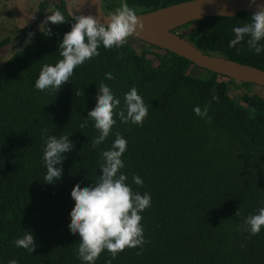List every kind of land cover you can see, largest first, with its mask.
<instances>
[{
	"label": "trees",
	"instance_id": "trees-1",
	"mask_svg": "<svg viewBox=\"0 0 264 264\" xmlns=\"http://www.w3.org/2000/svg\"><path fill=\"white\" fill-rule=\"evenodd\" d=\"M181 1L187 0L121 4L145 13ZM64 4L56 7L65 23L50 27L49 35L37 33L0 67V264H82L79 238L68 229L70 192L76 183L97 179L100 151L117 132L126 139L120 169L126 183L150 195L140 213L144 242L114 258L103 250L94 264H264V227L255 235L241 230L243 218L264 203V92H244L236 100L228 92L232 79L144 42L147 48L138 53L127 38L118 48L98 47V55L74 68L56 92L37 90L40 67L60 58L59 41L73 22ZM118 6L106 0L103 9L113 14ZM251 12L207 17L177 31L205 53L264 70V51L254 54L247 37L228 47L232 27L248 23ZM8 42L4 38L0 46ZM106 73L113 78L105 79ZM100 83L120 97L121 106V94L135 86L147 115L139 125L125 124L114 109L116 123L93 149L98 132L86 115ZM193 106H207L205 117ZM45 130L72 141L61 176L51 184L41 179ZM133 174L141 185L132 183ZM27 230L36 245L32 252L14 244Z\"/></svg>",
	"mask_w": 264,
	"mask_h": 264
},
{
	"label": "clouds",
	"instance_id": "clouds-1",
	"mask_svg": "<svg viewBox=\"0 0 264 264\" xmlns=\"http://www.w3.org/2000/svg\"><path fill=\"white\" fill-rule=\"evenodd\" d=\"M254 2L255 0H249V3ZM72 3L76 6L77 0H72ZM60 4L61 0L57 5ZM256 9L251 12L248 23L232 27L233 37L228 41L229 48L247 37L246 44L254 54L259 55L264 51V45L259 43L264 40V3H257ZM71 20L73 22L69 29L63 33L59 41L60 58L54 63L43 64L38 71L34 80V87L37 90L56 92L69 80L74 68L98 55V47L102 46L106 50L118 48L124 44L134 29L142 27L134 9L126 3H122L113 14H110L107 23L104 24L99 23L91 14H71ZM45 22L58 25L66 21L60 11L49 13L45 21L39 25L42 34L49 35L50 32L43 27ZM112 78L110 73L105 74V79ZM121 95L122 106L120 97L116 96L109 86L104 83L98 85L96 103L86 115L98 132L91 145L93 149L105 140L116 123L113 118L114 109L116 118L125 124L139 125L147 115V105L135 86ZM192 111L203 118L207 113V106L203 111L199 106H193ZM84 126L81 124L80 128L83 129ZM42 140L41 160L45 172L41 179L51 184L61 176L60 165L65 158L63 154L71 149L72 141L68 139V135H50L46 130L42 133ZM125 149L126 139L118 132L115 133L110 147L100 151L102 162L98 165L100 174L97 179L83 187L76 183L70 192L74 205L69 213L68 229L79 238L76 255L82 264L84 262L94 264L103 250L114 258L116 253L125 247L132 248L144 242L140 213L149 206L150 195L147 192L141 194L133 191L126 183L127 176L120 171L124 167L121 156ZM132 183L141 185L142 180L133 174ZM262 227L264 203L243 218L241 230L247 231L249 235H255ZM14 244L28 252H32L36 246L34 237L28 230L19 236ZM7 264H16V261L10 260ZM105 264H111V260H106Z\"/></svg>",
	"mask_w": 264,
	"mask_h": 264
},
{
	"label": "water",
	"instance_id": "water-1",
	"mask_svg": "<svg viewBox=\"0 0 264 264\" xmlns=\"http://www.w3.org/2000/svg\"><path fill=\"white\" fill-rule=\"evenodd\" d=\"M257 3L264 0H187L157 8L145 13H137L142 27L134 29L133 38L173 52L196 66L226 76L232 80L252 83L264 87V70L243 64L226 57L205 53L192 42L182 37L177 28L211 16H233L240 11H255ZM103 0H77L76 6L68 0L66 9L71 15L91 14L99 23H107L108 14Z\"/></svg>",
	"mask_w": 264,
	"mask_h": 264
},
{
	"label": "rangeland",
	"instance_id": "rangeland-1",
	"mask_svg": "<svg viewBox=\"0 0 264 264\" xmlns=\"http://www.w3.org/2000/svg\"><path fill=\"white\" fill-rule=\"evenodd\" d=\"M57 0H0V42L4 38H8L9 42L0 46V67L6 62V60L11 56V54L22 48L24 45L28 44L37 33H40V27L42 21H45L46 16L53 11H60L56 7ZM65 1L64 6L68 4V0ZM121 5L122 0H116ZM106 3V0H103ZM41 4H46L45 8L41 7ZM118 6V7H119ZM133 8V7H130ZM114 9V6H111ZM135 13H139V8H133ZM56 24L50 22H45L43 27L48 30L50 27ZM186 30H180V32H185ZM29 33L31 35L29 36ZM27 40V43L25 41ZM127 41L130 45L139 53L142 49L147 48V46L141 42L137 41L133 37L128 36ZM151 50H154L152 48ZM147 57H153L148 54ZM229 94L236 100L244 92L258 93L262 94L264 88L252 83H243L235 80L229 81Z\"/></svg>",
	"mask_w": 264,
	"mask_h": 264
},
{
	"label": "flooded vegetation",
	"instance_id": "flooded-vegetation-1",
	"mask_svg": "<svg viewBox=\"0 0 264 264\" xmlns=\"http://www.w3.org/2000/svg\"><path fill=\"white\" fill-rule=\"evenodd\" d=\"M58 1H60V0H57L56 2H58ZM61 1H63V0H61ZM63 2H65V1H63Z\"/></svg>",
	"mask_w": 264,
	"mask_h": 264
}]
</instances>
